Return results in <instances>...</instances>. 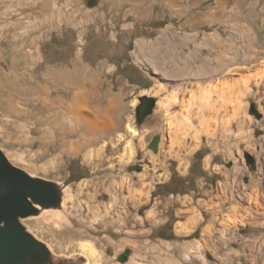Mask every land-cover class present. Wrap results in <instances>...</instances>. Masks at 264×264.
<instances>
[{"label": "rangeland", "instance_id": "1", "mask_svg": "<svg viewBox=\"0 0 264 264\" xmlns=\"http://www.w3.org/2000/svg\"><path fill=\"white\" fill-rule=\"evenodd\" d=\"M86 1L0 0V150L61 191L21 220L48 264H264V0Z\"/></svg>", "mask_w": 264, "mask_h": 264}, {"label": "water", "instance_id": "2", "mask_svg": "<svg viewBox=\"0 0 264 264\" xmlns=\"http://www.w3.org/2000/svg\"><path fill=\"white\" fill-rule=\"evenodd\" d=\"M93 7L96 0H87ZM144 110L137 116L142 121L152 113L154 100L143 98ZM143 113V114H142ZM251 114L261 117L252 105ZM158 138H154L150 148L156 152ZM247 164L253 159L246 154ZM62 205L61 191L54 182L34 177L15 167L0 150V264H48L51 252L42 242L30 234L22 219L35 216L40 208H59ZM131 251L125 250L118 256V262H127Z\"/></svg>", "mask_w": 264, "mask_h": 264}, {"label": "bare ground", "instance_id": "3", "mask_svg": "<svg viewBox=\"0 0 264 264\" xmlns=\"http://www.w3.org/2000/svg\"><path fill=\"white\" fill-rule=\"evenodd\" d=\"M206 42V41H205ZM228 46V45H227ZM197 49H201L200 48V46H198L197 47ZM202 50V49H201ZM201 54H202V52L201 51H199ZM200 54V55H201ZM212 54V53H211ZM232 54V53H231ZM234 54V53H233ZM264 54V53H263ZM254 55H257L256 53H253V52H250V55L249 56H254ZM224 56V57H223ZM247 59H249V57L247 58ZM236 60H238L237 58L236 59H233V58H230L228 55H218V57L216 58V61L219 63V64H214V67H213V64L212 63H209V66L207 67V68H205V65H204V67L203 66H198L197 68H198V74H197V76H196V78H198V79H200V78H202L203 76H209V75H211V77L209 76V77H203L202 79H200V80H204V79H208L207 80V82H210V81H212L213 80V78H214V75H215V73H216V71L218 70V68L220 69V63H223V68H228L231 64H233V63H237L238 61H236ZM203 61L205 62V59H203ZM240 63H241V61H240ZM212 74H213V76H212ZM214 83V82H213ZM223 92V91H222ZM223 94L225 95L226 93L225 92H223ZM211 95V93L209 94V96ZM208 96V97H209ZM224 102L225 101H220V103H219V105L222 107L223 105H224ZM213 105H212V103L210 102V101H208L207 103H206V109H211V108H214V106L212 107ZM207 111V110H206ZM211 111V110H210ZM170 125H172V128H170V134L172 135H170L171 136V142H172V144H174L175 142H174V138H172V137H176L177 136V134L180 132V129L182 128L181 127V124H179V123H176V126L174 125V124H170ZM171 127V126H170ZM205 128V127H204ZM262 206V205H261ZM83 249L85 250V251H87L89 254H90V256H95L96 255V252H95V249H94V247L92 246V245H90V244H86V245H84L83 246Z\"/></svg>", "mask_w": 264, "mask_h": 264}, {"label": "trees", "instance_id": "4", "mask_svg": "<svg viewBox=\"0 0 264 264\" xmlns=\"http://www.w3.org/2000/svg\"><path fill=\"white\" fill-rule=\"evenodd\" d=\"M192 168H195L194 178H193L195 181L196 180H199L202 177H204V172L202 171V169L200 167L198 168V167H195V165H193ZM170 181L173 182L172 180H170ZM185 181H187V180L186 179H179V180H177L176 183H177V185H180V184H182ZM169 184H171V183H168V186H169ZM165 187H166V185L165 186H162V189L159 190V188H158L157 190L160 191V192L162 191V192L168 193V194H172L174 192V190H172V191H169V190L166 191V190H164ZM154 193H156V192H154Z\"/></svg>", "mask_w": 264, "mask_h": 264}, {"label": "crops", "instance_id": "5", "mask_svg": "<svg viewBox=\"0 0 264 264\" xmlns=\"http://www.w3.org/2000/svg\"><path fill=\"white\" fill-rule=\"evenodd\" d=\"M252 43V42H251ZM251 43L249 44V42H248V45L250 46L251 45ZM253 44V43H252ZM253 51V50H252ZM264 53V52H263ZM86 99V98H85ZM82 99H78L77 100V102L78 103H81V102H85L84 100H82ZM81 109H84V106L82 105V103L80 104V106H79ZM92 126V125H91ZM98 126H100V125H98ZM97 127V126H96ZM100 127H102V126H100ZM102 131V130H101Z\"/></svg>", "mask_w": 264, "mask_h": 264}, {"label": "flooded vegetation", "instance_id": "6", "mask_svg": "<svg viewBox=\"0 0 264 264\" xmlns=\"http://www.w3.org/2000/svg\"><path fill=\"white\" fill-rule=\"evenodd\" d=\"M144 105H145V101L142 100V101L140 102V105H139V107H140V108H139L140 113L143 112V110H144ZM142 114H143V113H142Z\"/></svg>", "mask_w": 264, "mask_h": 264}]
</instances>
